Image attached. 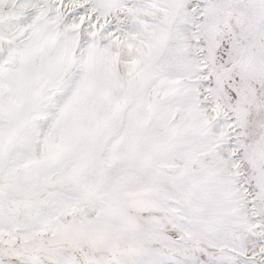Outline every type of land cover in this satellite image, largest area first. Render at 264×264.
I'll return each mask as SVG.
<instances>
[{"label":"snow or ice","instance_id":"obj_1","mask_svg":"<svg viewBox=\"0 0 264 264\" xmlns=\"http://www.w3.org/2000/svg\"><path fill=\"white\" fill-rule=\"evenodd\" d=\"M0 264H264V0H0Z\"/></svg>","mask_w":264,"mask_h":264}]
</instances>
